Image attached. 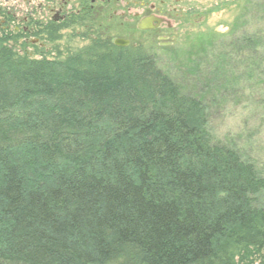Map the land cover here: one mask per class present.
Returning <instances> with one entry per match:
<instances>
[{"label":"trees","instance_id":"trees-1","mask_svg":"<svg viewBox=\"0 0 264 264\" xmlns=\"http://www.w3.org/2000/svg\"><path fill=\"white\" fill-rule=\"evenodd\" d=\"M0 35V264H251L264 179L202 102L97 35L59 59ZM23 48V47H22Z\"/></svg>","mask_w":264,"mask_h":264},{"label":"rangeland","instance_id":"rangeland-1","mask_svg":"<svg viewBox=\"0 0 264 264\" xmlns=\"http://www.w3.org/2000/svg\"><path fill=\"white\" fill-rule=\"evenodd\" d=\"M136 1L137 11L105 19L104 39H126L152 57L182 94L202 102L212 142L235 150L264 179V0ZM141 2L162 9L156 11L164 21L157 33L136 29L149 12L140 11ZM161 33L167 40L157 39ZM85 45L74 34L41 48H14L39 59L43 52L63 56ZM254 205L264 206V190Z\"/></svg>","mask_w":264,"mask_h":264},{"label":"flooded vegetation","instance_id":"flooded-vegetation-1","mask_svg":"<svg viewBox=\"0 0 264 264\" xmlns=\"http://www.w3.org/2000/svg\"><path fill=\"white\" fill-rule=\"evenodd\" d=\"M139 6L140 11H149L139 21L151 15L158 17L156 11H162L161 8L152 4L146 6L144 2L139 3ZM0 11L1 35L3 34L8 38V45L23 48L38 46L41 48L44 46V42H60L74 34H79L81 39L88 44L97 35L102 36L106 18L112 20L117 16L122 17L124 13L117 15L120 14L119 11H137V1L0 0ZM136 15V12L133 13V16ZM158 18L162 19L161 17ZM163 22L162 19L156 27L150 30H141V32L157 33L160 31ZM137 24L135 25L136 29ZM166 24L168 28L169 24ZM157 39L167 40V36L161 33ZM55 48L53 47L52 50ZM48 49L51 50V47ZM65 55L66 53L63 54V56ZM63 56L52 53L47 56L44 55V52L41 55L47 59H59ZM257 261L255 264H264V252L261 254V259L258 258Z\"/></svg>","mask_w":264,"mask_h":264},{"label":"water","instance_id":"water-1","mask_svg":"<svg viewBox=\"0 0 264 264\" xmlns=\"http://www.w3.org/2000/svg\"><path fill=\"white\" fill-rule=\"evenodd\" d=\"M162 21V19L155 17V16H148L146 18L141 19L138 24H137V30H150L154 27H156L158 24H160V22ZM153 23H155L153 25ZM113 45L117 46V47H124L128 45V40L125 39H121V38H115L112 41Z\"/></svg>","mask_w":264,"mask_h":264},{"label":"bare ground","instance_id":"bare-ground-1","mask_svg":"<svg viewBox=\"0 0 264 264\" xmlns=\"http://www.w3.org/2000/svg\"><path fill=\"white\" fill-rule=\"evenodd\" d=\"M264 249V248H263ZM263 253V250H262V252H261V254ZM259 259H261V256L259 257ZM257 261V260H256ZM256 261L255 262H252L251 264H255L256 263Z\"/></svg>","mask_w":264,"mask_h":264}]
</instances>
